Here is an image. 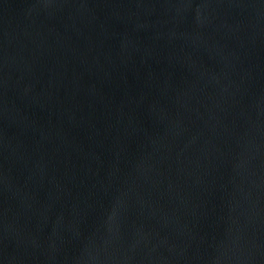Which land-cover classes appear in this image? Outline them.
Returning <instances> with one entry per match:
<instances>
[{
    "label": "water",
    "instance_id": "water-1",
    "mask_svg": "<svg viewBox=\"0 0 264 264\" xmlns=\"http://www.w3.org/2000/svg\"><path fill=\"white\" fill-rule=\"evenodd\" d=\"M0 264H264V0H0Z\"/></svg>",
    "mask_w": 264,
    "mask_h": 264
}]
</instances>
